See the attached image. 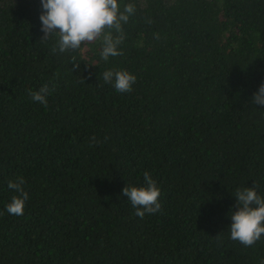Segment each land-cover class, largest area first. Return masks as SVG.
Wrapping results in <instances>:
<instances>
[{"label":"trees","instance_id":"16d2710c","mask_svg":"<svg viewBox=\"0 0 264 264\" xmlns=\"http://www.w3.org/2000/svg\"><path fill=\"white\" fill-rule=\"evenodd\" d=\"M118 3L136 11L104 61L101 41L41 42L40 0H0V264H262L264 236L245 247L229 225L237 189L264 198V0ZM44 85L46 106L29 95ZM145 171L162 210L141 219L122 189Z\"/></svg>","mask_w":264,"mask_h":264},{"label":"clouds","instance_id":"9594fccd","mask_svg":"<svg viewBox=\"0 0 264 264\" xmlns=\"http://www.w3.org/2000/svg\"><path fill=\"white\" fill-rule=\"evenodd\" d=\"M42 11L41 42L56 39L52 52L64 53L80 49L82 45L101 41L100 57L107 61L109 57L123 55L119 45L124 40L122 23H127L129 16L135 13L136 7L129 3L121 10L118 0H40ZM117 35H113V31ZM159 38L158 35L156 37ZM73 68L79 69V63L73 58ZM103 81L113 85L117 93H128L136 82V76L128 71L106 70ZM50 89L48 85L42 86L38 91L29 90L31 99L47 105V96ZM253 103L264 106V82L252 96ZM107 140V137H105ZM92 144L99 143L95 137ZM143 186H125L122 194L127 197L135 215L144 218L145 214H155L162 210L160 203L161 191L150 173L143 174ZM23 177L15 181H8V188L18 195L11 198L6 205L10 215L24 214L25 203L29 194L25 191ZM236 210L231 212L230 238L239 241L245 247L253 246L264 236V198L257 194L256 186L237 189L235 193ZM264 264V262H262Z\"/></svg>","mask_w":264,"mask_h":264}]
</instances>
